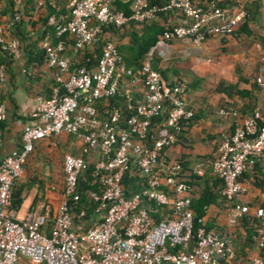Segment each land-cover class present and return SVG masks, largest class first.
Returning a JSON list of instances; mask_svg holds the SVG:
<instances>
[{
	"label": "built area",
	"instance_id": "2783aa9c",
	"mask_svg": "<svg viewBox=\"0 0 264 264\" xmlns=\"http://www.w3.org/2000/svg\"><path fill=\"white\" fill-rule=\"evenodd\" d=\"M111 1L70 0L68 20L55 23L53 17L48 18L47 24L59 38L53 47L43 46L47 66L55 69V86L48 98H37L28 114L30 123L21 128L20 147L0 160V264H229L234 257L229 237L206 229L203 219L194 226L189 187L179 179V163L159 159L164 149L176 143L193 112L181 98L183 83L168 87L150 61L166 60L167 44L174 40L198 46L208 36L228 37L245 14L227 12L215 0H202L201 5L167 0L161 7L149 5L148 0H117L129 3L131 14L126 17L109 9ZM163 11L178 15L179 21L164 30L136 75L121 65L112 42L104 43L94 67L70 68L66 52L94 43L101 24H149ZM16 19L15 15L10 24ZM62 37L71 39L72 45ZM0 51L14 60L20 56L19 42L6 39L1 26ZM121 75L132 77L129 83L140 86V98L127 104L128 117L121 118L119 109L108 107L99 118L95 104L115 94ZM4 79L0 65V84ZM254 82L264 88V68ZM165 109V118L160 120ZM5 116L0 104V124ZM1 134L0 130V138ZM60 134L75 135L81 141L82 155L92 147L98 150L90 170L91 183L98 191L89 196L96 203L94 214L102 216L80 230L74 229L70 210L89 163L80 157H63L62 192L52 217L50 206L42 201L23 218L9 208L11 188L34 145ZM259 162H264V105L253 107L222 138L210 164L211 174L221 183L219 195L232 203L228 216L233 221L249 212L237 203L245 192L239 179ZM131 168L139 177V188L129 193L123 179ZM193 172L202 175L199 168ZM253 214L259 221L253 231L257 255L248 264H264V210L257 208ZM83 217L80 211L77 226Z\"/></svg>",
	"mask_w": 264,
	"mask_h": 264
},
{
	"label": "crops",
	"instance_id": "0c3cea01",
	"mask_svg": "<svg viewBox=\"0 0 264 264\" xmlns=\"http://www.w3.org/2000/svg\"><path fill=\"white\" fill-rule=\"evenodd\" d=\"M8 1L10 0H0V26L5 38L13 39L6 31ZM11 1L13 11L22 13L24 0ZM69 1L49 0L51 5H65V8H68ZM215 1L226 3L230 9L225 10L230 13L247 8L250 19L247 28L264 38V0ZM34 2L37 12L33 11L32 21H36V16L43 12L42 0ZM23 20L28 41L19 43V58L11 62L2 59L0 63L5 73V79L0 84V103L6 112L5 120L0 124V160L20 147L21 128L30 123L28 114L34 108L37 98L47 97L52 88V70L43 61L38 63V51L48 44L46 36L42 37V27L39 23L31 26L26 23V16H23ZM178 21V15L165 16L164 19L158 20L159 24L164 26L174 25ZM126 25L132 29L139 27L134 23ZM121 41L125 42L126 39ZM65 57L68 61L71 60L68 53ZM160 68L165 71L166 83H183L181 98L185 106L194 111L195 119L184 124L182 135L173 146L161 152L159 159L163 163L181 161L186 174L189 170L199 168L202 173L206 171L208 176H212L209 172L210 164L222 138L238 127L253 107L264 105V88H259L254 83L259 69L264 68V49L251 37L241 33L220 39L208 36L198 46L187 41L174 40L167 44L166 60H161ZM220 83L233 85L237 91L246 92V95L239 97L232 92L227 91L228 94H225L215 91ZM126 88L137 95L140 93L139 85L130 84ZM80 150L81 141L69 134H60L34 145L22 165V177L16 182L17 186H22L21 204L15 211L18 218L25 217L40 201L48 203L50 214L54 213L63 186V157L85 158L90 163L97 159L96 147H92L87 155H82ZM39 157L43 159L42 162ZM28 171H36L39 175L38 181L27 178ZM25 177L27 181L24 182L22 178ZM239 181L245 192L237 203L248 207L246 217L255 218V209L264 210V162L257 163L253 171L242 175ZM138 183L139 177L134 170L124 176L123 186L127 192L136 191L139 188ZM30 188L34 189L31 195ZM196 189L199 190L198 187ZM231 205L232 203L221 199L217 200L207 207L203 221L211 231L229 237V247L236 255L238 264H248V261L257 255L253 235L247 238L244 232L251 231L250 223L247 220L241 221L240 218L231 220L228 216ZM101 216L102 214H96L90 220L82 222L81 226H74V229L91 226L97 223Z\"/></svg>",
	"mask_w": 264,
	"mask_h": 264
},
{
	"label": "trees",
	"instance_id": "16d2710c",
	"mask_svg": "<svg viewBox=\"0 0 264 264\" xmlns=\"http://www.w3.org/2000/svg\"><path fill=\"white\" fill-rule=\"evenodd\" d=\"M166 2L167 0H148L149 5H154L157 7L163 6ZM191 2L197 5H201L202 0H191ZM215 5L221 9H227V10L230 9L229 7H227L228 5H226V3L215 2ZM254 5L257 6L256 3ZM34 6H35L34 0H24L23 11L22 13H19L18 11H13L12 9L13 3L11 0L8 1L7 13L9 17H8L6 31L9 32L10 35L13 37V39H16L19 43H24L28 41L27 39L28 37L26 35V32L24 31L25 21L23 20V16H26L28 18L26 23H29L31 26L36 25L37 23L40 24V26L42 27V34H41L42 37L46 36V39L48 41V46L53 47L56 44V42L59 40V38L55 36L54 27L47 24L48 18L53 17L55 23H63L64 21L68 20L69 9L65 8V5H61V6L55 5L54 6V5H51V2H49V0H42L41 8L43 9V12H41L40 15L36 16L37 18L36 21H32L31 19L33 17V11L35 13L37 12L35 11ZM108 7L113 12H122L123 15L126 17L130 16L131 14L129 3H121L120 1L113 0L110 2ZM243 12L245 14L244 18L237 25L236 30L230 36L241 33L247 37H251L252 40L255 41V43H257L262 49H264V38L255 33H252L247 28V23L250 20L248 19L247 8H245ZM15 15L17 16V19L14 20L10 24V21L13 19ZM171 15H175V14L170 11L159 12L156 15V19L154 21H152L149 24H140L138 25L139 26L138 29H132L128 27L126 24L121 27H115L113 24H110V23L101 24L100 25L101 34L99 35V38L94 43H92L90 46L84 47L82 50L78 52H72L71 50L66 52L68 53V55L71 56V60L69 61L70 68L74 69V68H80V67H83V68L94 67L96 60L100 55V51L104 43L112 42L120 57L121 65H123V67L126 70H129L132 75H136L141 64L146 58L147 52L160 39L164 30L172 26V25L170 26L160 25L158 20L164 19L165 16H171ZM91 24H96V23L94 21H91ZM62 39H65L70 45H72L71 39L66 38V37H62ZM122 39H126V41L122 42L121 41ZM38 56H39L38 63L40 61H43L44 63H46L44 49H41L38 51ZM2 59L6 60L7 62H11L14 60L11 57H9L5 52L0 51V63H2ZM160 63H161V60L158 58H152V60L150 61L151 67L154 70H156L159 73L161 79L164 82H166L165 81L166 80L165 71L160 68ZM50 69L53 72L52 87H54L55 86V79H54L55 69L51 67ZM3 71H4V67H3ZM131 79L132 77L130 76L121 75L120 78L117 79V88H116L115 94L107 99L97 101V103L95 104V108L99 114V118H102L103 110L108 107H116L117 109H119V111L121 112V118L128 117L131 114V110L126 109L127 104L129 103L134 104L135 101L140 98V93L139 95H137L134 92H130L126 88L128 85H130L129 81ZM173 84L174 83L172 82L167 83L168 87H171ZM215 91L224 92L225 94L232 92L239 97H243L246 95V92L237 91L235 86L223 85L222 83L217 85V87L215 88ZM49 95L44 98H48ZM187 108L192 111L190 107H187ZM192 112H193V115L187 122H190L193 119H195V113L194 111ZM165 113H166V109L162 113L160 120L165 118V115H166ZM185 123H183V126ZM182 133H183V130L181 131L177 139H179ZM72 136H75V135H72ZM177 139H176V142H177ZM82 159L85 162H87L85 158H82ZM178 163L181 168L179 179L183 181V183H185L189 187L188 195L190 198V208L193 213L194 226H197L196 220L203 219V217L206 214V209L210 204L215 203L219 199L225 202V200L218 193L221 183L216 177H214L211 174L210 170L209 172H210V175L212 176H208L206 171L205 172L203 171L201 176L195 175L194 172L191 170H189V172L186 174L182 168L184 167L183 163L181 161H178ZM256 165L257 164H255L254 167ZM91 167H92V163L89 162L87 164L86 169L82 173L81 178L78 181V188H77L78 200L70 208L74 226L77 225L76 216L79 214L80 211L84 212V217H83L84 221L90 220L94 215H96L94 214L96 203L92 201V199L89 196L90 193L98 191L97 186L91 183V180H92L90 176ZM253 169L249 172H245L244 174L251 173ZM130 170H133V169L131 168ZM17 180L15 181L10 191L9 208L14 211H16L21 204L20 196H21L22 186L16 185ZM197 187L199 190L196 189ZM53 214L54 213H51L50 216L52 217ZM239 220L241 221L247 220V222L250 223V225L249 224L248 225L250 226L251 231L245 230L244 228L245 230L244 232L246 233L247 238L252 236L254 233L253 232L254 226L257 225L259 221L253 217L249 218L246 216L240 217ZM204 226L206 229H208L207 223H204ZM229 264H238L235 254Z\"/></svg>",
	"mask_w": 264,
	"mask_h": 264
},
{
	"label": "rangeland",
	"instance_id": "374dc122",
	"mask_svg": "<svg viewBox=\"0 0 264 264\" xmlns=\"http://www.w3.org/2000/svg\"><path fill=\"white\" fill-rule=\"evenodd\" d=\"M39 160H40V162H42L43 159L39 157ZM26 176H27V178L34 179L35 182L38 181L37 179L39 178V175H37L36 171L35 172H29L28 171L27 174H26ZM22 179L24 180V182L27 181L26 177L25 178H22ZM20 183H22V182H20ZM33 190L34 189H32V188L29 189V194L30 195L33 194Z\"/></svg>",
	"mask_w": 264,
	"mask_h": 264
}]
</instances>
